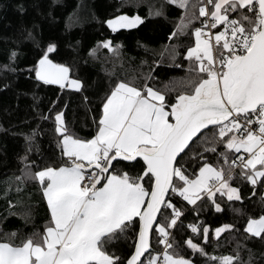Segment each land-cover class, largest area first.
<instances>
[{"label":"snow or ice","instance_id":"1","mask_svg":"<svg viewBox=\"0 0 264 264\" xmlns=\"http://www.w3.org/2000/svg\"><path fill=\"white\" fill-rule=\"evenodd\" d=\"M168 2L182 9L189 6V0ZM193 7H198L204 20L201 27L194 28L195 46L187 48L186 57L195 58L197 71L206 78L191 82L192 91L181 93L171 104L147 83L141 87L116 83L102 102L98 130L90 139L69 135L57 113L55 130L62 136V155L70 163L34 173L28 172L27 165L25 169V177L31 175L41 185L50 220L39 240L29 236L19 244L0 242V264H121V258L110 254L104 244L134 225L138 226L132 238L134 250L126 264H193L170 251L169 229L182 212L172 204L169 193L178 194L190 205L203 197L221 211L216 193L230 201L241 199L239 189L229 183L234 166L238 164L240 176L254 186L264 177V0H203ZM181 21L178 31L187 27L183 16ZM139 22L138 15L106 21L113 31ZM209 25L211 29L223 27L214 33V45L213 34L205 31ZM175 35L177 32L169 38ZM104 45L110 48V41ZM54 47L49 44L37 61L36 77L62 88L80 89L81 81L70 77L68 67L49 59ZM209 125L218 130L227 149L237 153L243 149L247 155L236 156L227 172L204 162L190 178L177 161L194 138L208 142L204 132ZM205 150L215 152L216 148ZM222 155L229 163L227 154ZM137 157L142 158L143 167L135 176L114 168L121 159L131 162ZM168 209L171 211L165 215ZM187 227L196 235L202 231L207 240V225L190 223ZM232 227L224 224L214 231L219 236ZM245 231L264 239V215L248 218ZM150 233L157 245L164 246L162 253L154 252ZM185 243L193 252L208 255L192 238ZM212 259L213 264L217 260L233 264L237 258Z\"/></svg>","mask_w":264,"mask_h":264},{"label":"trees","instance_id":"2","mask_svg":"<svg viewBox=\"0 0 264 264\" xmlns=\"http://www.w3.org/2000/svg\"><path fill=\"white\" fill-rule=\"evenodd\" d=\"M199 2L203 0H189L188 8L182 9L168 0H0V241L19 244L29 236L39 240L50 220L41 185L31 175L25 177V169L27 165L28 172L34 173L70 163L62 155V136L55 130L57 113L69 135L90 139L98 130L102 102L116 83L138 87L147 83L171 104L181 93L192 91L191 82L206 78L197 71L195 58L186 57L187 48L195 45L194 28L204 20L198 7H193ZM121 15H138L141 22L113 31L106 21ZM182 16L188 24L178 31ZM173 32L177 35L170 39ZM103 41H110V48L101 47ZM49 44L55 45L49 59L68 67L70 77L81 81L80 89L62 88L36 77L34 66ZM204 136L207 143L194 139L177 161L190 178L204 162L227 172L230 162L240 155L220 142L213 126ZM210 147L216 151L205 150ZM142 167L140 159L114 163L115 169L133 176ZM233 172L230 183L239 189L241 199L230 201L216 193L221 211L203 197L190 205L169 193L172 204L182 212L169 229L171 252L195 264H213V257L224 256L236 257L233 264H264V239L245 231L248 218L264 215V177L254 186L240 176L239 167L234 166ZM190 223L207 225V240L202 231L193 234L187 227ZM224 224L233 227L217 236L214 230ZM137 230L138 226H132L106 241L104 248L126 264ZM189 238L208 255L193 252L185 243ZM151 245L154 252L162 248L153 234Z\"/></svg>","mask_w":264,"mask_h":264},{"label":"built area","instance_id":"3","mask_svg":"<svg viewBox=\"0 0 264 264\" xmlns=\"http://www.w3.org/2000/svg\"><path fill=\"white\" fill-rule=\"evenodd\" d=\"M231 18V17H230ZM201 27V26H200ZM218 28V29H217ZM218 30H220V31H222L223 30V27H222V25H217V27L215 28V29H211L210 28V25L205 29V31L206 32H210L211 34H213V38H212V44L214 45V43H215V41H214V33L216 32V31H218ZM226 38H230V35H229V37H226ZM214 52V56L216 55V53H215V50L213 51ZM256 127L258 128V125H256ZM237 134H239L238 132H237ZM245 157H246V155H245ZM239 167V165L237 164L236 166H235V168H238ZM82 186H83V182H82ZM163 249H164V246H163V248H162V251H161V253L163 252Z\"/></svg>","mask_w":264,"mask_h":264},{"label":"rangeland","instance_id":"4","mask_svg":"<svg viewBox=\"0 0 264 264\" xmlns=\"http://www.w3.org/2000/svg\"><path fill=\"white\" fill-rule=\"evenodd\" d=\"M231 18H234V17H231ZM185 23H187L188 24V21H185ZM184 30V29H183ZM218 31H220V30H218ZM211 43H212V41H211ZM104 45V41L100 44V46L102 47ZM195 46V45H194ZM193 46V47H194ZM203 53H201V55H202ZM213 56H214V52H213ZM72 79H76V78H73V77H71ZM78 80V79H77ZM73 89H75V88H73ZM236 151V150H235ZM240 154H244V155H247L246 153H244V150L243 149H241L240 150ZM214 168H217V169H219L218 167H216V166H214V165H212ZM259 167V166H258ZM261 178H259L258 180H260ZM229 183H230V181H229ZM231 184V183H230ZM102 186V185H101ZM231 186L232 187H234L232 184H231ZM236 188V187H235ZM240 195V194H239ZM233 199H235V198H233ZM162 248H163V245H162ZM162 248H161V250L159 251V252H161L162 251ZM160 260H161V262H162V256L160 257ZM193 264H195L194 262H193Z\"/></svg>","mask_w":264,"mask_h":264},{"label":"water","instance_id":"5","mask_svg":"<svg viewBox=\"0 0 264 264\" xmlns=\"http://www.w3.org/2000/svg\"><path fill=\"white\" fill-rule=\"evenodd\" d=\"M211 125H209L208 127H210ZM203 131V130H202ZM195 139V138H194ZM190 144H191V142H190ZM142 160V158L141 157H137L136 158V160L135 161H137V160ZM122 160V159H121ZM123 161V160H122ZM135 161H131V162H135ZM143 161V160H142ZM125 162H130V161H125ZM151 241H152V233H150V243H151ZM143 258H145V257H143Z\"/></svg>","mask_w":264,"mask_h":264},{"label":"crops","instance_id":"6","mask_svg":"<svg viewBox=\"0 0 264 264\" xmlns=\"http://www.w3.org/2000/svg\"><path fill=\"white\" fill-rule=\"evenodd\" d=\"M101 186V185H100ZM0 242H4V241H0Z\"/></svg>","mask_w":264,"mask_h":264}]
</instances>
